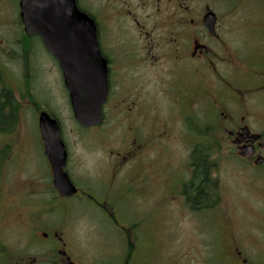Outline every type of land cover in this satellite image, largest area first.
<instances>
[{
	"label": "rangeland",
	"instance_id": "374dc122",
	"mask_svg": "<svg viewBox=\"0 0 264 264\" xmlns=\"http://www.w3.org/2000/svg\"><path fill=\"white\" fill-rule=\"evenodd\" d=\"M195 2V9L200 12L204 8L202 0ZM253 2L239 6L225 1L224 5L212 6L222 17L219 29L228 40V48L214 44L208 58L218 71L207 69L204 79L192 76L191 81L198 87L209 84L212 92L219 96L221 89L228 95V87H239L238 70L233 69L226 58L231 56L237 60L239 39L243 40L245 50H252L251 40L260 34L257 32L259 26L254 27V23L264 13V0ZM146 12L151 13V10ZM121 24L107 22L102 28V46L114 55V51L123 52L142 44L135 36L137 30L132 22L125 26ZM247 39L248 43H245ZM120 57H116L119 63L116 67L123 82L134 79L136 74H143L144 78L151 75V70L131 68L129 58ZM226 79L236 85H228ZM257 79L252 76L253 81L262 83L264 75ZM5 86L12 91L11 105L16 111L15 121L5 124L0 131V238L7 250L23 249L29 238L26 230L17 224V218L23 214L21 217L27 219L29 214L38 212L53 220L67 215L68 223L61 230L65 237L75 241L76 247H71L76 248L77 259L85 264H106L107 258L116 264L124 263L128 243L121 229L123 226L129 227L135 245L130 264H244L234 255L232 233L241 250L245 249L243 257L248 258V263L264 264V176L253 181L248 171L240 174L224 165L222 158L226 156L221 141L225 133L222 123L218 124L220 117L214 113L206 116L205 107L201 106L203 103L197 104L195 122L188 121L196 130L195 144H207L208 141L212 145V159L216 164L212 179L217 189L213 203L218 206L210 213L194 214L188 209H180L182 204L179 206L177 195L173 193L172 182L171 192H167L165 186L164 193H156L151 190V182L147 179L134 180L122 189H111L106 182L98 180L109 176L111 153L124 150L128 118L124 112L111 116L108 126L111 123L112 140L109 141L101 142L96 130L80 127L72 111L59 63L39 36L24 32L18 0H0V89ZM257 103L260 106L258 99L247 98L252 113ZM163 105L165 109L169 106L166 96ZM220 109L230 110L225 104ZM42 111H47L59 122L69 156L67 169L73 181L87 190H96L100 199L107 196L108 203L114 208L116 222L87 198L78 195L64 199L56 195L54 198L56 193L49 188L48 159L38 128ZM173 118L172 131L177 136L185 123L181 119L175 123ZM248 120L256 126V119ZM192 148L186 138L179 143L165 141L164 150H159L164 171L171 180L177 174L175 167L185 174L190 173L188 165ZM152 153L156 155L157 151ZM33 187L36 195L21 192L17 199L18 191ZM50 200L51 205L46 207L43 201ZM1 256V259H7L5 254Z\"/></svg>",
	"mask_w": 264,
	"mask_h": 264
},
{
	"label": "flooded vegetation",
	"instance_id": "af4514ba",
	"mask_svg": "<svg viewBox=\"0 0 264 264\" xmlns=\"http://www.w3.org/2000/svg\"><path fill=\"white\" fill-rule=\"evenodd\" d=\"M195 1L76 0L77 7L94 19L99 47L108 64V94L101 107L104 118L102 123L87 128L100 133L99 140L101 142L109 141V139L112 140L111 123L108 126L111 116L124 112L128 118L124 150L115 151L112 149L114 151L111 153L113 159L109 164V176L107 178L100 177L98 180L106 182L111 189L116 187L122 189L131 185L134 180L147 179L151 182V190L156 193H164L165 186L167 192H171L170 182H172L173 193L177 195L179 206L182 204L180 209H188L191 211L189 213L194 214L210 213L218 205H213L209 197L202 196L195 202L189 199L190 196L196 194L195 190L193 191L192 182L195 168L191 155L188 165L190 173L185 174L180 168L175 167L174 170L177 174L171 180L170 175L165 173L166 170L163 168L158 152L164 150L165 141L169 142L170 140L179 143L187 138L188 144L193 147L196 145V130L188 120L195 122L198 103H203L201 106L205 107L203 112L207 114L206 116L214 113L220 117L218 124L222 123L220 125L225 133L221 141V148L223 147V151L225 150L226 156L222 158L224 165L237 170L240 174L243 171H248L251 173L252 178L250 179L253 181L264 176V81L256 83L252 80V76L259 79L264 75V13L254 23V27L259 26L257 32L260 34L252 38V50H245L243 40L239 39L237 60L231 56L226 58L232 68L238 70L240 81L237 85L239 87H228L230 90L228 95L224 94L221 89V96H219L212 92L213 88L209 84L198 87L193 83L194 81H191L193 80L192 76L199 79L206 78L207 69L218 71V68L213 67L211 59L208 58L213 51L214 44L221 45L223 49L228 48V40L224 39L222 31L219 29L222 17L219 11H216L212 6L224 5L225 1H229L230 5L244 6L246 3H255L253 1L256 0H202L204 8L200 12L195 9ZM19 3L20 0H18ZM148 9L151 10V13L146 12ZM209 12H214L216 16L214 35L210 34L204 23V17ZM241 17L244 22V15ZM19 19L21 20L20 4ZM147 21L149 24L146 23ZM107 22L122 23V26H125L127 22H132L133 27L137 30L135 36L140 39L142 44L129 47L123 52L114 51L116 56L107 52L102 46V28L104 23V27H106ZM245 43H248V39L245 40ZM118 55L128 57L131 68L144 67L151 70V75L144 78L143 74H136L134 79H128L127 83L123 82L117 73L116 66L119 63L116 61V57L122 58ZM163 63L167 66L163 67ZM132 72L134 71L132 70ZM225 78L227 77L225 76ZM226 83L234 84L231 79H226ZM67 93L70 101L68 89ZM165 96L169 105L167 109L163 105ZM248 97L249 99L254 97L261 102L260 106L258 103L256 104L253 113L247 104ZM234 103L237 106H234ZM224 104L230 110L221 111L220 107ZM219 114L223 116V119ZM173 116L176 119L175 123H178L180 119L185 123L184 128L178 132L177 136H174L172 131L171 118ZM248 118L256 119L255 127L252 126ZM80 127L82 126L80 125ZM40 142L45 153L41 138ZM154 150L157 151L156 155L152 153ZM148 151L150 152L148 153ZM206 161L208 164L216 165L212 158L206 159ZM47 165L50 177L49 188H53L52 192L56 193L54 198L56 195L63 199L71 198L61 196L54 188L52 168L49 162ZM213 166L209 171L210 176ZM65 170L69 173L67 165ZM74 184L78 188V192L74 196L87 198L116 222L114 208L108 203L107 196L100 199L97 197L96 190H87L75 182ZM207 185L206 182L205 186ZM35 190L34 187L20 190L17 199L21 192L24 195H36ZM202 194L204 195V193ZM43 202H46V207L52 203L51 200ZM22 215L17 218V224L26 230V234L29 236L28 241L23 249L7 250L0 238V264H7L9 260V264H85L82 260L77 259L79 254L75 253L76 248H72L75 246V241L65 237L64 231L61 230L68 223L66 214L58 220L43 217L44 215L38 212L29 214L27 219L21 217ZM121 229L125 232L128 243L125 261L121 264H130L135 245L131 239L130 230L128 231L129 227L123 226ZM231 241L237 260L244 264H255L248 263V258L243 257L245 249L241 250L233 233ZM4 254L7 257L6 260L1 259V255ZM106 260V264H116L109 258Z\"/></svg>",
	"mask_w": 264,
	"mask_h": 264
},
{
	"label": "water",
	"instance_id": "95a60500",
	"mask_svg": "<svg viewBox=\"0 0 264 264\" xmlns=\"http://www.w3.org/2000/svg\"><path fill=\"white\" fill-rule=\"evenodd\" d=\"M19 4L24 32L38 35L62 69L78 124L87 128L102 123L108 64L99 47L94 19L77 7L76 0H20ZM204 23L214 35L215 13L206 14ZM38 120L54 188L61 196L72 197L78 188L65 170L68 151L59 122L47 111H42Z\"/></svg>",
	"mask_w": 264,
	"mask_h": 264
},
{
	"label": "trees",
	"instance_id": "16d2710c",
	"mask_svg": "<svg viewBox=\"0 0 264 264\" xmlns=\"http://www.w3.org/2000/svg\"><path fill=\"white\" fill-rule=\"evenodd\" d=\"M11 97L12 91L8 87L5 86L0 89V128L2 129L5 124L15 121L16 111L11 105ZM2 129H0V131H2ZM211 149L212 145H210L208 141L207 144L198 143L192 148L191 159L195 168L192 183L193 191L195 190L196 194L190 196L189 199L193 202L202 196L209 197L211 202H214L213 195L217 192V189L212 175L210 176L209 172L213 165L210 163L208 164L206 161V159L212 158ZM206 182L208 183L207 186H205ZM202 193H204V195ZM214 204L215 203H213V205Z\"/></svg>",
	"mask_w": 264,
	"mask_h": 264
}]
</instances>
